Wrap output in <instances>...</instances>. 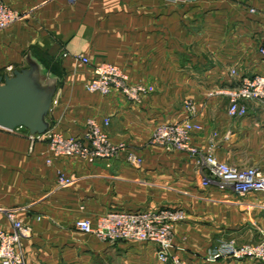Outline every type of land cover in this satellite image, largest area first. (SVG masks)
Instances as JSON below:
<instances>
[{
    "label": "crops",
    "instance_id": "crops-1",
    "mask_svg": "<svg viewBox=\"0 0 264 264\" xmlns=\"http://www.w3.org/2000/svg\"><path fill=\"white\" fill-rule=\"evenodd\" d=\"M4 1L22 17L0 33V76L33 69L37 85L53 90L48 130L72 137L88 119H108L112 141L127 146L112 160L55 157L46 143L30 151L27 128L0 127V227L11 229L9 209L31 227L23 240L28 264H164L154 243H110L75 228L110 209L164 206L187 213L174 242L190 264H264L206 259L219 240L263 239L264 193L204 186L197 157L150 143L158 124L192 118L202 125L193 141L203 151L213 147L223 162L264 171V103L249 101L246 116H232L229 98L211 95L264 74V0ZM103 62L147 93L133 102L117 91L89 92ZM131 151L141 166L128 161ZM59 172L73 183L59 186Z\"/></svg>",
    "mask_w": 264,
    "mask_h": 264
},
{
    "label": "built area",
    "instance_id": "built-area-1",
    "mask_svg": "<svg viewBox=\"0 0 264 264\" xmlns=\"http://www.w3.org/2000/svg\"><path fill=\"white\" fill-rule=\"evenodd\" d=\"M21 17L18 10L0 0V33ZM260 51L264 55V45L260 47ZM79 58L86 63L89 62L85 55H80ZM12 70L13 68L9 67V71ZM128 78L119 66L103 62L94 66L93 76L86 84V88L91 93L103 96L117 91L127 99L138 102L147 93V89L142 84H131ZM213 94L229 98L230 115L246 116L249 113V101L264 103V74L244 77L237 87L221 88L211 93ZM185 107L191 114H196L197 108L192 101H185ZM108 125V119L100 123L90 118L86 122L84 132L77 136L66 137L50 129L42 134L29 133L30 151L35 149L37 143H46L55 157L78 156L90 162L112 160L125 151L127 146L112 141L107 131ZM201 129L202 125L192 118L160 123L155 127L150 143L188 152L197 157V171L201 174L204 186L217 184L222 188L231 187L241 196L250 192L264 193V171L255 166H238L223 162L217 158L213 147L206 152L203 151L193 141L194 134ZM127 159L138 167L143 164V159L132 151L128 153ZM47 162L51 163L52 159L48 158ZM58 183L59 186H69L73 183V178L59 172ZM4 212L11 223V229L0 227V263L28 264L23 240L30 236L32 229L18 218L15 209ZM186 217L185 209L175 206L137 210L117 208L108 210L96 221L80 218L75 222V228L110 243L151 242L156 245L157 257L164 264H190L186 257L178 253L179 248L174 242V227ZM206 259L208 261L251 259L264 263V237L257 243L245 244H239L235 240H219L208 249Z\"/></svg>",
    "mask_w": 264,
    "mask_h": 264
},
{
    "label": "water",
    "instance_id": "water-1",
    "mask_svg": "<svg viewBox=\"0 0 264 264\" xmlns=\"http://www.w3.org/2000/svg\"><path fill=\"white\" fill-rule=\"evenodd\" d=\"M53 102V90L41 89L33 69L0 76V127H25L31 134L48 130L46 115Z\"/></svg>",
    "mask_w": 264,
    "mask_h": 264
}]
</instances>
